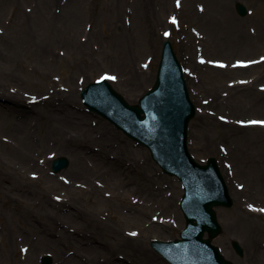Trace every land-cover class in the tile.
<instances>
[{
  "label": "rangeland",
  "instance_id": "1",
  "mask_svg": "<svg viewBox=\"0 0 264 264\" xmlns=\"http://www.w3.org/2000/svg\"><path fill=\"white\" fill-rule=\"evenodd\" d=\"M41 1L0 0V87L9 95L48 96L19 115L1 108L11 99L0 95V264H40L43 254L53 264L75 254L68 264H137V246L152 254L151 264H168L149 241L178 237L184 226L179 180L163 173L144 146L89 112L79 96L85 84L106 74L115 77L108 80L125 100L136 103L154 82L165 38L196 99L189 151L203 163L213 155L212 146L231 193L238 195L230 207H215L221 231L212 242L235 264H264V179L256 181L253 173L264 174V166H257L264 164V124L249 123L264 121V40L257 39L264 32V0H215L211 15L210 0H49L47 6ZM223 1L252 36L254 45L248 41L243 52H222ZM236 2L247 8L246 15L236 12ZM29 16L38 20L35 30ZM75 16L77 23L70 20ZM239 60L253 66L222 73L225 61L244 68ZM229 123L237 128L225 133L221 126ZM18 129L25 139L13 135ZM243 134L249 138L243 153L228 152L225 139L236 148L235 137ZM53 154L69 159L56 173L50 168ZM71 167L86 177H73ZM241 216L247 222L236 226ZM160 222L166 230L159 235L151 226ZM89 223L83 230L92 246L82 241L81 229ZM67 226L75 231L72 238L59 231ZM232 239L242 244V257L232 250Z\"/></svg>",
  "mask_w": 264,
  "mask_h": 264
},
{
  "label": "water",
  "instance_id": "2",
  "mask_svg": "<svg viewBox=\"0 0 264 264\" xmlns=\"http://www.w3.org/2000/svg\"><path fill=\"white\" fill-rule=\"evenodd\" d=\"M238 11L240 14L245 13L242 6H238ZM171 58L169 45L166 42L156 82L141 98L140 106L129 105L110 89L109 91L112 93L109 92L112 95L110 97L101 98L91 94L90 91H98L99 86L87 87L85 97L88 93L90 101L87 104L91 108L94 105L92 103L96 102L103 111L115 112L116 120H112L119 129L148 146L152 157L165 172L176 173L183 178L186 190L181 200V207L187 217L186 230L192 232L191 237L199 238L201 237L200 231L209 228L210 238L215 235L217 229L212 205L217 202L230 205L231 201L225 192L223 196L204 198V193L197 191L198 171L187 172L190 156L186 152V125L189 117L194 114V106L190 102L186 90L181 86L183 82H178L175 78L176 71L172 66L173 58ZM97 112L102 113L99 109ZM142 113L144 115H141ZM53 165L58 170L67 165V160L60 158ZM201 167L199 170L201 172L205 171L204 168H211L216 173L218 172L212 161L210 167ZM184 175L190 176L194 182H186ZM189 237L190 235L187 233L186 236L183 235V240ZM214 259L215 264H228L223 260Z\"/></svg>",
  "mask_w": 264,
  "mask_h": 264
},
{
  "label": "bare ground",
  "instance_id": "3",
  "mask_svg": "<svg viewBox=\"0 0 264 264\" xmlns=\"http://www.w3.org/2000/svg\"><path fill=\"white\" fill-rule=\"evenodd\" d=\"M210 1H211L210 3L207 2L209 6L206 5V7L208 6L209 9H207L208 10L207 12L210 13V15H211L212 12H214V11L217 10V7H216L217 2L215 0H210ZM41 2H43L47 6L49 0H44V1L42 0ZM224 3H225V5H224ZM139 5H140V8H142L141 7V1L139 2ZM228 5H230V3L229 2H226V1L221 2V5H220L221 9L223 8L222 10L225 11V14H226V18H225L224 25H223V30H222L223 31V35L222 36L226 40V48H225V50L222 49L223 50L222 52H225V51L226 52H229V51L234 50V49H238V50H240V51L243 52V51H245V49L247 47H249V44H247L248 41H249V43L251 45H254L253 44V41H252V38H250L252 36L250 34H244V30L242 31V27L239 26V24L235 20V17L231 14ZM45 8L46 7H41V9H42V11H43L44 14H45ZM29 17H30V19H29L30 29H32V30L34 29L35 30L36 27H38V24H37L38 23V20L35 19L34 16H29ZM78 18H79V16H75L73 18H70V20L73 21L74 23H77L78 22ZM212 37H214V36H211V39H212ZM257 39L260 40V41L261 40H264V32H263V30L259 31V36H258ZM40 50L43 51V52L46 51V49L43 46L40 47ZM251 52H252V50L250 51V53ZM252 59H254V58H252ZM252 66L253 65H251L249 67L247 66V68H245V67L244 68H240L241 69L240 70L239 68L230 67V61L229 62H226L225 61L224 67H227V68H225L222 71V73H225V75H226V74L232 72L234 69H237V71H245L246 69H249ZM185 80H186V78H185ZM185 83H188V80H186ZM214 89L212 88L211 90L213 91ZM216 90H217V86H216ZM3 91L4 90L0 87V93H1L0 95H1V97H4L6 99H11V101L10 102L2 103L1 108L7 110L6 113L9 112V114H12V112L15 111L16 113H18L20 115V113H21L20 110L21 109H25V108L32 109L37 104L47 101V98H48V96H42L38 100H36L35 103H32L29 100L30 96H28L27 94H23L21 96L19 95V93H15V94L9 95V94H5ZM247 93L249 94V92H247ZM198 94H199V92L198 91H195V95L197 96ZM244 94L245 93L243 92L242 95H244ZM216 96L218 97L217 92H216ZM190 97L192 99V102L196 105V99L193 98V96H190ZM47 104H48V106L54 105V107H56V105H57V104H52V103H47ZM235 104H237L236 101H234V102L231 103L232 109L235 108ZM227 105H229V103H227ZM67 114H69L68 111L65 112V115L66 116H67ZM5 115H7V114H5ZM22 115H23V113H22ZM7 116H9V115H7ZM194 116H197L196 112H195V115ZM200 117H202V116H200ZM24 123H25L24 121H21V123H20L21 124V127H23ZM83 125L87 129H89V127H87L85 125V123H83ZM225 125H226L225 127L224 126H221V129L222 130L225 129L227 131L225 133H229V132H231V130L233 128H237L236 126H234L231 123L225 124ZM246 129H248V128L245 127L244 129H242V132H246ZM225 133L223 135H225ZM13 135L16 138H19V139L24 138L22 136H19V129H18V131L17 130H14L13 131ZM235 139L237 141L236 148H235V146L233 147V144L231 142H229L228 139H225L227 141L228 145H229V148H230L228 150V152H231V153H234V154L240 156L241 153H243L242 152V146H243V144H246V141L249 138H248V135L247 134H243V135H240L239 137H235ZM65 146H67V145H65ZM65 146H64V144H60L59 145L60 148H66L67 150H65V152L67 153V151H70L71 148L68 147V146H67L68 147L67 148ZM209 150H210L209 152L211 154H213V155L216 156V153H215L214 149L212 148V146L209 147ZM257 166L260 167V169H261L264 166V164L257 163ZM75 169H76L75 167L74 168L71 167V169L68 171V172H70V174H72L73 177L74 176H78V177H82V178H85L86 177L85 174L79 173ZM253 173H255V175L258 176V177H256V181H261V179H264V174H261L259 172H256V170H254ZM258 179H260V180H258ZM228 189H229V192H230V194L232 196L233 201L234 202H237L238 201V195L235 194V196H234L231 193L229 186H228ZM154 200H155V202L156 201H159V200H156V199H154ZM160 200L162 201V194L161 193H160ZM65 206L66 205L63 202H59V207H65ZM68 211H70V209ZM75 212L78 213V211L76 209H75ZM243 222H247V221L241 216V219H239L238 221H236L235 222V225L238 226L239 224H244ZM163 225H165V224H161L160 223V225L151 226V229L153 231L158 232V234L160 235V233H165V230H166V229L163 228L164 227ZM63 228L60 227L59 228V231H61L62 233L66 234L68 236V238H72L73 235L75 234L74 229L73 228H70L68 226L65 229H63ZM88 228H91L90 227V223L88 225H86L84 228L81 229L83 231L82 241L85 242V244H87L88 246H92L93 244H91L89 241H87V240H89L90 235L89 234L86 235V233L83 230V229H88ZM81 230H78V233ZM94 240L95 239L92 238L91 239V242H93ZM137 245H138V243L135 244V246H137ZM191 246H192V242H187L186 245H185L184 251L186 252V251L190 250ZM121 249L125 250L126 252L127 251H131V249L129 247H124V248H121ZM137 250H138L137 253L141 256V262L140 263H137V264H151L152 263L153 260L150 257L152 254L148 250H145L144 247H141V246H137ZM55 252L58 255V253H60V248L57 247L55 249ZM65 252H67V250H65ZM75 256H76V254L73 257H75ZM73 257L72 256H64V259H63L62 264H68L69 261L72 262L73 261L72 260ZM115 258H117V256H115ZM75 264H77V263L75 262Z\"/></svg>",
  "mask_w": 264,
  "mask_h": 264
},
{
  "label": "snow or ice",
  "instance_id": "4",
  "mask_svg": "<svg viewBox=\"0 0 264 264\" xmlns=\"http://www.w3.org/2000/svg\"><path fill=\"white\" fill-rule=\"evenodd\" d=\"M172 22L175 23V18L172 19ZM165 35H168V34L165 33ZM104 78L105 77H102L101 79H104ZM107 78H109V79H115V77H107ZM249 123H252V124H264V121H249ZM260 211H264V209H261ZM131 235H135V233H131Z\"/></svg>",
  "mask_w": 264,
  "mask_h": 264
}]
</instances>
